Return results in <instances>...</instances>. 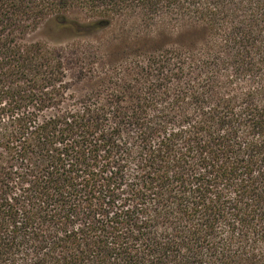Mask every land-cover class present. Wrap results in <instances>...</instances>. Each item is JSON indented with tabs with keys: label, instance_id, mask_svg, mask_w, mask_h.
Returning a JSON list of instances; mask_svg holds the SVG:
<instances>
[{
	"label": "trees",
	"instance_id": "obj_1",
	"mask_svg": "<svg viewBox=\"0 0 264 264\" xmlns=\"http://www.w3.org/2000/svg\"><path fill=\"white\" fill-rule=\"evenodd\" d=\"M0 264H264V0H0Z\"/></svg>",
	"mask_w": 264,
	"mask_h": 264
},
{
	"label": "rangeland",
	"instance_id": "obj_2",
	"mask_svg": "<svg viewBox=\"0 0 264 264\" xmlns=\"http://www.w3.org/2000/svg\"><path fill=\"white\" fill-rule=\"evenodd\" d=\"M118 33V29H109L107 31L99 33L96 37L98 43L95 45H104L111 43L110 40ZM193 35L186 31L175 30L170 34L162 35L156 39L140 41V45H165V44H186L189 43ZM32 41H39L47 44L51 47H66V53L64 56L65 66V79L68 85V92L80 96L88 92L93 85V78L91 73L86 70L84 59L80 54H74L69 51V45L71 42V33L66 29H61L54 23H45L30 33L27 37ZM84 42L81 41L80 44ZM132 47L128 41L118 40L113 42L109 48V53L112 57H122ZM85 66V69L83 68Z\"/></svg>",
	"mask_w": 264,
	"mask_h": 264
}]
</instances>
